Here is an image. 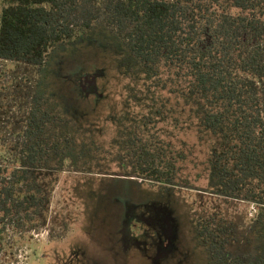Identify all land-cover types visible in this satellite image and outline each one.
I'll list each match as a JSON object with an SVG mask.
<instances>
[{"label":"rangeland","instance_id":"374dc122","mask_svg":"<svg viewBox=\"0 0 264 264\" xmlns=\"http://www.w3.org/2000/svg\"><path fill=\"white\" fill-rule=\"evenodd\" d=\"M180 91L163 70L148 75L101 24L41 68L0 61V137L34 112L50 117L44 132L73 138L71 164L39 172L47 190L42 226L9 231L0 264H211L196 236L199 220L212 222L229 253L259 257L258 207L215 194L216 139L198 130ZM33 94L38 101L29 105ZM130 135L157 136L167 147L173 186L134 177Z\"/></svg>","mask_w":264,"mask_h":264},{"label":"trees","instance_id":"16d2710c","mask_svg":"<svg viewBox=\"0 0 264 264\" xmlns=\"http://www.w3.org/2000/svg\"><path fill=\"white\" fill-rule=\"evenodd\" d=\"M96 24L119 38L148 75L163 70L180 84L198 130L216 139L209 159L215 194L258 207L259 257L229 253L212 222L197 221L210 263L264 264V0H0V61L41 68L50 53ZM28 99L36 104L38 96ZM44 118L31 112L24 127L13 125L0 137V256L9 231L43 224L41 169L72 162L73 138L44 132L51 122ZM127 140L134 177L174 185L175 161L157 136Z\"/></svg>","mask_w":264,"mask_h":264}]
</instances>
